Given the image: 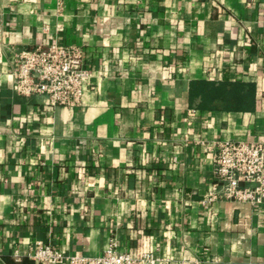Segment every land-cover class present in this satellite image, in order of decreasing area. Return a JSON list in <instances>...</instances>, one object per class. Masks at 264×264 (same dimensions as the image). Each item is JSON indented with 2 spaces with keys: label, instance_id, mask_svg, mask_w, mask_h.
Masks as SVG:
<instances>
[{
  "label": "crops",
  "instance_id": "0c3cea01",
  "mask_svg": "<svg viewBox=\"0 0 264 264\" xmlns=\"http://www.w3.org/2000/svg\"><path fill=\"white\" fill-rule=\"evenodd\" d=\"M54 42L83 48L80 106L12 88L13 54ZM233 81L250 109L192 90ZM225 138L264 140V0H0V264L111 237L163 264H264V204L201 203Z\"/></svg>",
  "mask_w": 264,
  "mask_h": 264
},
{
  "label": "built area",
  "instance_id": "2783aa9c",
  "mask_svg": "<svg viewBox=\"0 0 264 264\" xmlns=\"http://www.w3.org/2000/svg\"><path fill=\"white\" fill-rule=\"evenodd\" d=\"M11 67L12 88L16 93L43 95L49 104L68 107L82 104L91 76L84 64L83 48L78 44L54 42L20 49L13 54ZM212 142L215 144L214 181L202 195V205L210 208L220 200L264 204V140L225 138ZM29 256L39 263L50 264H163L168 261L151 251L139 255L121 251L115 237L109 239L99 255L65 253L38 240ZM181 264H185L183 260Z\"/></svg>",
  "mask_w": 264,
  "mask_h": 264
},
{
  "label": "trees",
  "instance_id": "16d2710c",
  "mask_svg": "<svg viewBox=\"0 0 264 264\" xmlns=\"http://www.w3.org/2000/svg\"><path fill=\"white\" fill-rule=\"evenodd\" d=\"M196 83V82H195ZM201 87L204 92L210 93V101H220L223 105L230 106L233 109H250L254 104V84L242 81L233 82H201V84H192V90Z\"/></svg>",
  "mask_w": 264,
  "mask_h": 264
}]
</instances>
